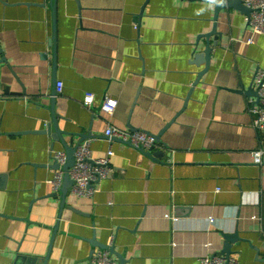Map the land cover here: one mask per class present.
Instances as JSON below:
<instances>
[{"label": "crops", "instance_id": "crops-1", "mask_svg": "<svg viewBox=\"0 0 264 264\" xmlns=\"http://www.w3.org/2000/svg\"><path fill=\"white\" fill-rule=\"evenodd\" d=\"M247 16L216 20L204 0H0V264H89L111 237L123 264H199L235 232L231 256L264 264V132L249 111L264 35ZM108 126L162 143L149 156ZM85 140L95 158L114 150L108 177L91 197L55 193L50 149Z\"/></svg>", "mask_w": 264, "mask_h": 264}, {"label": "built area", "instance_id": "built-area-1", "mask_svg": "<svg viewBox=\"0 0 264 264\" xmlns=\"http://www.w3.org/2000/svg\"><path fill=\"white\" fill-rule=\"evenodd\" d=\"M246 7L252 9L250 15L247 16V24L250 27L252 34L264 35V0H242ZM252 37L247 39V43H254ZM0 68L1 63H0ZM253 87L257 93V97L249 99V111L253 116V127L258 132H264V68H259L253 80ZM64 83H57V93L63 92ZM94 94L87 93L84 98V104L88 108L94 106ZM117 100L106 99L102 104V109L113 114ZM108 138H115L122 141L130 142L136 148H144L147 151L156 149L158 142L156 136L145 130H127L116 126H108L106 129ZM51 158L59 167L49 183L52 185L55 193L60 192L64 183L63 166L68 160V155L65 150L50 149ZM115 155L113 149H109L105 156L95 158L91 149V140L82 141L77 147L74 154L75 161L69 170L72 179V192L79 197H91L99 192V183L108 177L111 171V159ZM253 161L256 164L264 163V149L254 150L252 152ZM171 162V161H170ZM212 219L210 220V222ZM114 242V237L110 238L109 247ZM89 264H120L119 261L112 255L109 248L98 249L93 253ZM199 264H241L237 257L226 256L221 252H213L200 258Z\"/></svg>", "mask_w": 264, "mask_h": 264}, {"label": "water", "instance_id": "water-1", "mask_svg": "<svg viewBox=\"0 0 264 264\" xmlns=\"http://www.w3.org/2000/svg\"><path fill=\"white\" fill-rule=\"evenodd\" d=\"M53 1H55V0H53ZM204 1L211 2L212 4L215 5V19L216 20H218L220 12L222 10H224V9H227V8H229V9L230 8H234V9L236 8L237 10H241V11L245 12L247 15H250V13L252 11L251 8L246 7L243 4L242 0H204ZM216 28L217 27H216V24H215L213 30L211 32H209V33L203 34L198 39L197 42H200L201 38H203V37L209 38L212 34H216V33L218 34L219 32L217 31ZM211 51H212V47L210 46V43L207 42L206 49L202 53L196 54L197 56H195L197 61L206 62V68H208L210 66V60H211V56H212L211 55ZM251 90L254 92V96L256 98L258 92H256V90H255V88L253 86L251 87ZM55 104H56V94L52 98V110H53L54 114L56 113ZM55 130H56L55 131L56 133L60 134V130L57 127V123L56 122H55ZM47 132L51 133V129L47 130ZM60 137H61V139H63L62 135ZM156 139H157L158 144L162 143L161 142V135H156ZM128 143H130V142H128ZM139 149L142 150L143 152H145L146 154H148L149 156H153L152 154H154V155L157 154V151H154V149L150 150V151H145L144 148H139ZM75 151H76V147L67 146L66 152H67V155H68L69 158H68L66 164L63 166L64 183H63V186H62V189H61L62 194L67 193L66 191H67L68 187L72 186V179L70 177L71 175L69 174V170L73 166L74 161H75V157H74ZM55 167L58 168L59 166L57 164H55ZM222 235H223V237L225 239V242H224L223 251L221 253L226 255L227 257L228 256L230 257L232 255V253H233L232 244L237 242L239 239H241V237L238 234V232H235V233H222ZM101 248L102 249L109 248L111 253H112V255L117 256L120 259V261H122V264H123V258L115 250V248H113V247L110 248V247L105 246V245L103 247H101ZM93 253L91 254L89 260L92 258Z\"/></svg>", "mask_w": 264, "mask_h": 264}]
</instances>
